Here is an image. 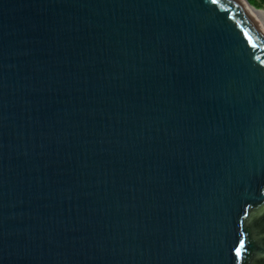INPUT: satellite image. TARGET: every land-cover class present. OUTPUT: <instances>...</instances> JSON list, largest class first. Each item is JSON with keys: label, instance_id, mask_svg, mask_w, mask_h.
Masks as SVG:
<instances>
[{"label": "water", "instance_id": "obj_1", "mask_svg": "<svg viewBox=\"0 0 264 264\" xmlns=\"http://www.w3.org/2000/svg\"><path fill=\"white\" fill-rule=\"evenodd\" d=\"M0 264H264L244 0H0Z\"/></svg>", "mask_w": 264, "mask_h": 264}, {"label": "bare ground", "instance_id": "obj_2", "mask_svg": "<svg viewBox=\"0 0 264 264\" xmlns=\"http://www.w3.org/2000/svg\"><path fill=\"white\" fill-rule=\"evenodd\" d=\"M244 2L264 29V9H257L253 7L247 0H244Z\"/></svg>", "mask_w": 264, "mask_h": 264}, {"label": "rangeland", "instance_id": "obj_3", "mask_svg": "<svg viewBox=\"0 0 264 264\" xmlns=\"http://www.w3.org/2000/svg\"><path fill=\"white\" fill-rule=\"evenodd\" d=\"M250 4H252L253 7L255 6L257 9H263L260 5V0H251Z\"/></svg>", "mask_w": 264, "mask_h": 264}, {"label": "snow or ice", "instance_id": "obj_4", "mask_svg": "<svg viewBox=\"0 0 264 264\" xmlns=\"http://www.w3.org/2000/svg\"><path fill=\"white\" fill-rule=\"evenodd\" d=\"M244 247V241H241V246L236 249L237 256L241 255V249Z\"/></svg>", "mask_w": 264, "mask_h": 264}, {"label": "trees", "instance_id": "obj_5", "mask_svg": "<svg viewBox=\"0 0 264 264\" xmlns=\"http://www.w3.org/2000/svg\"><path fill=\"white\" fill-rule=\"evenodd\" d=\"M247 1H249V3L251 2V0H247ZM252 5V4H251ZM260 5H261V7L264 9V0H260ZM255 7V6H254Z\"/></svg>", "mask_w": 264, "mask_h": 264}]
</instances>
